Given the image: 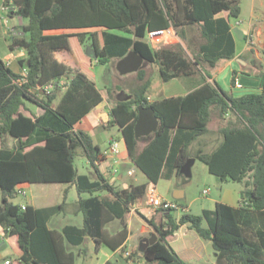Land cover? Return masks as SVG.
Segmentation results:
<instances>
[{
	"label": "trees",
	"instance_id": "obj_1",
	"mask_svg": "<svg viewBox=\"0 0 264 264\" xmlns=\"http://www.w3.org/2000/svg\"><path fill=\"white\" fill-rule=\"evenodd\" d=\"M6 4L11 7L9 17L27 21L19 27L23 36L12 37L8 47L26 51L27 58L21 61L26 75L14 73L0 59V226L15 257L7 264H76L67 246L80 247L87 239L116 251L128 236L125 216L157 184L164 169L172 164L179 173L190 158V144L208 132L213 110L220 118L231 114L233 119L222 131L221 145L196 159L222 182L247 179L250 189L241 194L237 207L217 203L213 211L204 210L200 216L186 213L178 221L169 212L164 214L165 225L145 219L157 240L142 250L143 259L145 264L200 263L205 256L203 242L209 241L216 264H264V81L260 94L231 97L204 82L186 96L150 104L144 97L149 81H143L139 70L143 84L130 99L115 101L110 125L118 128L128 157L146 176V184L117 188L99 169V147L88 133L76 129L103 101L90 70L93 59L83 52L87 37L99 65L134 51L158 67L163 82L192 77L197 69L204 70L202 63L213 68L234 56L230 26L217 16L227 12L238 18L239 0H12ZM191 26L200 27L202 39L191 58L183 50L153 49L146 41L148 32L169 28L183 39L181 31ZM50 31L61 33L46 34ZM63 50L74 56L80 70L55 58V52ZM61 79L66 85L46 95L45 88ZM57 92L61 96L53 106ZM27 104L42 114L23 115ZM138 106L152 108L159 121L152 140L140 152L134 133ZM6 136L15 139L14 148L2 146ZM78 147L94 170V180L75 168ZM21 184L75 187L82 226L48 227L49 216L62 211L65 202L58 208L14 205L10 200ZM115 220L121 229L111 234L107 226ZM183 226L184 248L177 252L171 243Z\"/></svg>",
	"mask_w": 264,
	"mask_h": 264
},
{
	"label": "rangeland",
	"instance_id": "obj_2",
	"mask_svg": "<svg viewBox=\"0 0 264 264\" xmlns=\"http://www.w3.org/2000/svg\"><path fill=\"white\" fill-rule=\"evenodd\" d=\"M243 6V18L246 22L251 21L252 16V3L250 0H241ZM264 3V0H261ZM257 5L255 4V7ZM264 10V9H262ZM5 17L0 15V21H4ZM6 23L3 22L0 26V58L5 60L6 56L10 55V50L8 48V43H10L12 37L6 33V27H11V25L17 26L19 28V24L17 20L10 21L9 18H6ZM262 20H264V16H262ZM24 23H27L24 20ZM175 33V31H173ZM247 34V33H245ZM177 38V37H176ZM179 40V39H178ZM92 41L90 37H87L84 41L83 48L85 51L92 50ZM175 50L182 51L185 53L186 51L182 48L180 43L174 48ZM185 55H187L185 53ZM188 56V55H187ZM246 60L250 61L253 65V69L260 70V67H263L264 70V50L255 49L253 51L248 50L244 56ZM118 59H112L106 65L96 64L93 67V76L95 80L96 88L103 94L109 103H113L116 101H125L133 97L138 88H139V80L138 73H131L127 75H120L116 69ZM12 70H15V67H11ZM150 79L152 82V90L150 93H154V90L158 88V81H160L158 74L154 71L150 74ZM183 81L184 80H180ZM179 81V82H180ZM161 83V82H159ZM182 83V82H180ZM184 86V84H182ZM110 89L111 93H108ZM60 94L57 92L56 95ZM157 98V97H156ZM56 100L53 102V106L55 105ZM32 107L34 105L30 104ZM35 109V108H34ZM89 120H83L81 124H78L76 129L88 130L89 128ZM99 137H101L102 141L100 142L101 148H103L107 142V139L111 136L115 137V140L119 142V148L121 152H125V147L123 142L121 141L122 136L117 131L116 128H111L110 130H100L97 132ZM154 134H151L148 137L142 138L143 140L153 138ZM202 138V137H201ZM199 139V138H198ZM202 139H207V136H203ZM203 140H198L193 144V148H191L189 153L191 154V158L194 160V163L191 166L190 177H185L181 174H177V176L173 174L169 175L168 168L164 169L162 176L159 181L155 185V189L158 195L165 201L173 202L178 205V209L170 212L172 217L182 216L183 214H191L194 216L202 215L204 210L213 211L214 210V200H220L221 195L223 193L231 194L237 193L238 191L244 190L245 186L241 183H233V182H222L219 178L210 175L207 167L200 162L199 160H195L193 155L198 148L201 147L200 144ZM16 144L15 139L6 136L3 140L2 146L7 148H14ZM204 151H206L204 149ZM207 152V151H206ZM75 159L74 165L75 168L80 175H86L91 180L95 179V173L93 168L88 164L83 149L78 147L75 151ZM134 168L132 164H127L126 166L117 167V173L114 175V178L117 180V188L122 189L120 186H124L121 181L117 179L118 175H122L124 178V182L129 178L127 177V169ZM134 178H138L140 182L144 181L141 175V172L135 169ZM123 182V181H122ZM120 185V186H119ZM248 187V186H246ZM17 195L10 200L14 205H33L36 208H49L55 207L58 208L59 205L65 202L64 209L62 211L57 210L54 215L49 216L48 218V226L52 229L60 230L64 226L73 225L77 227H81L83 224V216L80 212H78V200L79 195L75 189V187L69 184H21L18 186ZM221 189V191L219 190ZM203 190H208L207 195H202ZM175 191H181L186 194L185 198L181 200H173L172 196ZM228 192V193H227ZM2 192L0 190V205L2 204ZM230 196V195H228ZM87 195H82L81 198H86ZM182 208H187L186 212L182 211ZM139 214L130 213L125 217V223L129 227L132 232L133 238L135 240V244L137 245L140 241L138 240V234L140 233L141 226L148 225L146 221L152 220L156 225L166 223V219L162 213L156 212L153 208L148 207L145 203V200H141L138 203ZM121 227V223L118 220L113 221L108 224L107 228L110 230H114ZM153 229V227H151ZM152 234H155L154 229L151 231ZM145 235L146 239L150 238V234ZM156 235V234H155ZM181 232L175 235L172 246L176 249L181 245ZM1 239V237H0ZM70 251H72L75 255V263L76 264H105L106 262H110L111 264H125L123 256H125V249L119 250L117 252L108 249L104 245L96 246L92 239H89L88 242L84 243L80 247H73L68 245ZM206 249V257L202 261L201 264H212L215 262V252L213 250L211 242H205ZM3 256L6 259L14 260L15 257L13 252L10 249L3 250Z\"/></svg>",
	"mask_w": 264,
	"mask_h": 264
},
{
	"label": "crops",
	"instance_id": "obj_3",
	"mask_svg": "<svg viewBox=\"0 0 264 264\" xmlns=\"http://www.w3.org/2000/svg\"><path fill=\"white\" fill-rule=\"evenodd\" d=\"M250 2L252 3L253 6H252V16H251L252 20L249 22H246L243 18V6H242L241 0H239L240 15L238 18H230L227 12H222L221 14L217 16V18H222L225 21H227L228 25L230 26V32H231V35L234 41V48H235L234 56L230 60L219 61L216 64V66L213 68H209L206 64L202 63L204 70L197 69L195 71L196 72L195 75L192 77L178 78V79H175L169 82H163L161 79H159L160 81L156 83V85L158 84L159 86L156 90H154V93H150V91L152 90L151 89L152 82L150 79V74L153 72V68H154V71H156V73L159 76V69L156 65L143 62L142 67L140 68V70L143 73V81H149V86L144 95L147 102L151 104L156 101H160V100L167 99V98L186 96L190 92H192L195 88H197L199 85L203 84L204 82H207L213 86L217 85L222 91H224L227 95L231 97H240L246 94H260L262 91L263 81H264L263 67L261 66L260 70L253 69L254 67L252 64H250L251 62L246 60L243 56L248 50H251V51L255 49L264 50V20H262V16H264V10H262L264 9V3L261 0H250ZM6 3L11 4L12 0H0V15H2V17L6 16L7 18H9L10 21L17 20L19 27L23 24H26L24 23V20L20 19L16 15H12L11 17L8 16V14L4 11V8L7 5ZM255 4L257 5L256 7H255ZM234 28H237L242 33L241 34L242 39H239L233 33ZM6 29H7L6 33L9 34L11 37L23 36V33L20 31V28L15 26V24L11 25V27H6ZM59 33H61V31H50V32H47L46 34L53 35V34H59ZM175 33H176L177 38L164 39L160 44L156 46H151V47L153 49H165V50H170V51H178V50H175L174 48L180 43L182 48L186 51L185 53L188 55V56L185 55L186 57L191 58V56L197 55L198 48L202 44V39L200 37V27L198 26L185 27L181 31L183 39L178 36L176 31ZM9 44L10 43L7 44L8 47H9ZM10 52H11L10 55L6 56L5 60L1 58L0 59L10 69L11 67H15V70L11 69V71H13L16 74H22L23 68L21 67V61L27 58L26 51L23 49H17V50L10 51ZM83 52L86 56L93 59L91 63V67H90V70L92 72L93 67L97 64L96 60H94L95 58L93 57L94 56L93 52L90 49L87 52L84 50V48H83ZM54 55H55V58L59 62L67 65L72 70L74 71L80 70V65L76 62L74 56L70 52L63 50V51L55 52ZM138 80H139V85L141 86L143 84V81H141L139 77H138ZM180 80H184V82ZM179 81L182 83H180ZM182 84H184V86ZM59 93L60 94H58L56 98V103L59 101V98L61 96V92ZM101 96L103 98V101L98 106H96L94 109H92L90 113L82 119V121L83 120L90 121L88 130H83V131H85L92 137L94 144L97 145L100 151L102 152L108 147L110 142L116 141L118 143V147H119V142L115 140L114 136H111L107 139L105 146L101 148L100 142L102 141V139L98 135H95L100 130L106 131V130H110L111 128H116L110 125V121H111L110 110L115 102L109 103L103 94H101ZM21 112L23 115L29 116V117L39 116L42 114V110H40L39 108L35 106L32 107L29 104H27L26 108L21 110ZM232 119L233 117L231 114H228V116H225L224 118H220L217 112L213 110L211 113L210 122L208 124V132L198 137L199 139L196 138L189 146V150H190L191 148H193V144L195 142H197L198 140H203V141H200L201 142L200 144H202L201 147L203 146L204 148L203 149L198 148L195 151V154L193 155L192 158L195 157V160H196V156L199 155L200 153L202 154L213 153L223 142L222 131L228 124L229 120H232ZM116 129L119 132L118 128ZM78 130H82V129H78ZM203 136H207V139H202ZM151 140L152 138H149L146 140H143L142 138H140L138 140L137 152H140ZM121 141L124 144L123 139H121ZM124 147H125V144H124ZM204 149L207 152L204 151ZM119 151H120V148H119ZM190 158H191V154H190ZM115 163L117 164V167L118 165L126 166L127 164H132V167L137 169L135 165L129 159L126 147H125L124 153L120 151V154L115 160ZM109 166H110L109 162H104L99 165V169L101 173L107 175V177L111 180L112 183H114V185L118 186L117 180L109 172ZM134 168L127 169V172L132 170L133 174L128 175L126 172L127 177L129 179L125 182H124L123 176L118 175L117 179L121 181L122 184H125L124 186L119 185L122 189H126L132 185L146 184L148 182L146 176L142 172H141V175L144 181L140 182L138 178H134L135 176ZM170 172L171 174L174 173V175L177 176V169H173L172 164L168 169V173ZM246 181L247 179L243 183H241L243 186H245L244 190L238 191L237 193L231 192V194H228L230 196H228L226 193H223V195H221L220 197V200L213 201L214 207L217 203H222V204H225L231 207H237L241 201V198H240L241 194L245 192L246 190L250 189V186L246 187L247 186ZM219 190L221 191V189ZM181 193L183 195V198H185L186 194L184 192H181ZM138 203L133 207L130 213L134 212V213L139 214L140 210L138 209ZM29 206H33V205H29ZM185 210L187 211V208H185ZM179 218L180 216H177L174 219L178 221ZM151 227L152 226H148L147 224L141 226L140 233L137 236L140 242L137 245L135 244V240L133 238L132 232L130 231L128 227V236L126 240L124 241L122 246L115 251L117 252L119 250L125 249V252L127 251L131 252V258H127L126 256H123L125 257L124 258L125 264H145V260L143 259V255H142V250L140 249V244L146 239L145 235L148 233H151V231L153 230ZM107 229L109 230L111 234H114L117 231H119L121 227L114 229V230H110L109 228ZM182 230L185 231L186 227L185 226L181 227L176 232V234L180 233ZM0 237H1L0 239V264H6L8 259L4 258L3 250H6V249L11 250V248L8 245V240L1 226H0ZM180 239H181V245L179 246L178 249L174 248L171 244V246L177 252H181L184 248L182 237H180ZM88 241L89 239H87L85 243ZM203 248H204L205 256L202 259V261L206 257L205 242H203ZM202 261L196 264H201ZM212 264H216V261Z\"/></svg>",
	"mask_w": 264,
	"mask_h": 264
},
{
	"label": "built area",
	"instance_id": "obj_4",
	"mask_svg": "<svg viewBox=\"0 0 264 264\" xmlns=\"http://www.w3.org/2000/svg\"><path fill=\"white\" fill-rule=\"evenodd\" d=\"M11 9L10 6H6L4 8V11L8 14L9 10ZM7 17L5 16V19ZM0 21V25L3 24V22L6 23V20ZM174 30L172 28L169 29H162V30H155L148 32L146 35V41L149 43L150 46H156L160 44L164 39H173L176 38V33L173 32ZM22 75H26V70L23 69ZM67 81L65 79H61L58 82H53L50 85H48L45 88L46 95H49L56 91L57 87H64L66 85ZM228 116V114H226ZM120 151L118 147V143L116 141H112L109 143L108 147L101 152L100 154V164L104 162H109V172L112 176H114L117 173V164L115 163V160L119 156ZM99 164V165H100ZM128 175H132L133 171L130 170L127 172ZM208 190H203L202 195H207ZM144 200L147 206L153 208L155 211L159 210L161 211L163 215L165 213H169L173 210L178 209V205H176L173 202L165 201L163 200L157 193L155 186L152 185L148 188ZM183 212H186L185 208H182ZM125 256L127 258H131V252L127 251L125 252ZM8 262H6L7 264Z\"/></svg>",
	"mask_w": 264,
	"mask_h": 264
},
{
	"label": "water",
	"instance_id": "obj_5",
	"mask_svg": "<svg viewBox=\"0 0 264 264\" xmlns=\"http://www.w3.org/2000/svg\"><path fill=\"white\" fill-rule=\"evenodd\" d=\"M233 33L239 38L242 39V33L237 29H233ZM95 58V56H93ZM144 59L142 56L137 54L134 51H130L125 57L118 60L116 69L120 75H127L131 73H136L142 67ZM138 119L134 127L135 138L140 139L143 137L150 136L154 134L159 127V121L154 114V110L150 107L138 106ZM194 163L193 159H187L186 162L180 167L179 174L190 177V169ZM172 198L176 201L183 199L181 191H175ZM157 237L155 234H151L149 239H145L140 244V249L144 250L149 245H152L156 242Z\"/></svg>",
	"mask_w": 264,
	"mask_h": 264
}]
</instances>
